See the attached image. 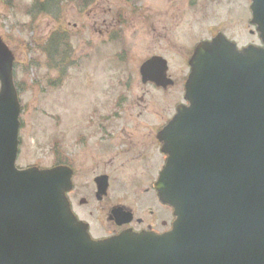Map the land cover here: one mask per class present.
<instances>
[{
	"label": "water",
	"instance_id": "water-1",
	"mask_svg": "<svg viewBox=\"0 0 264 264\" xmlns=\"http://www.w3.org/2000/svg\"><path fill=\"white\" fill-rule=\"evenodd\" d=\"M253 1L264 40V0ZM13 63L0 40V264H264V51L218 39L196 53L191 107L162 134L169 159L157 189L175 230L103 242L67 211L62 170L16 168Z\"/></svg>",
	"mask_w": 264,
	"mask_h": 264
},
{
	"label": "flooded vegetation",
	"instance_id": "flooded-vegetation-1",
	"mask_svg": "<svg viewBox=\"0 0 264 264\" xmlns=\"http://www.w3.org/2000/svg\"><path fill=\"white\" fill-rule=\"evenodd\" d=\"M204 1L210 4L211 9L219 4L217 2L234 3V0ZM238 1L245 12L242 13L245 19L242 30L228 36L230 28L207 26L206 32L202 33L194 25L183 44L172 40L177 14H168L160 2L158 5L161 7L157 9L161 10L159 17L171 16L173 23L164 25L163 20L159 23L156 20L149 34L153 47H148L150 54L142 63L154 58L162 59V65L166 61L163 76L154 75L158 73V69H154L150 77L155 84L143 83L140 94L129 97V100L125 97L127 103L122 118L114 115L116 89H110L109 84H99L93 90L104 98L102 104L96 98L90 100L86 90L78 89V96L85 97V106L77 111L75 118L60 119L59 157L46 168L61 167L71 172L72 189L66 195L70 208L77 219L87 225L95 240L124 232L163 236L173 230L176 222L174 210L162 202L156 190L160 173L167 163L161 135L163 128L177 115L178 108L189 106L185 100V88L193 69L192 58L202 43L213 42L218 37L233 42L239 52L249 47L264 48L258 28L252 23V0H245L247 5L244 0ZM188 5L198 6V2L189 1ZM162 52L176 54V59L184 61L181 66L186 72H183L184 77L173 76L170 61ZM131 92L129 90L126 94ZM109 109L113 112L107 114Z\"/></svg>",
	"mask_w": 264,
	"mask_h": 264
},
{
	"label": "rangeland",
	"instance_id": "rangeland-1",
	"mask_svg": "<svg viewBox=\"0 0 264 264\" xmlns=\"http://www.w3.org/2000/svg\"><path fill=\"white\" fill-rule=\"evenodd\" d=\"M88 1L90 4L85 7L83 0H61V10L57 9L58 12H55L52 18L38 16L33 19L28 14L33 0H0V36L15 57L14 79L22 106V150L17 162L19 168H45L55 162L58 148L52 147L51 144L52 140L59 137V122L54 126L53 120L61 118L65 110L64 103L61 102L62 93L78 94V88L84 89L91 96L90 100L96 98L102 104L104 98L93 90L99 84H109L110 89L113 85L116 89L122 88L123 91H115L116 97L120 92L128 93L132 90L129 94L125 93L127 100L142 92L143 84L135 66L141 64L150 54L148 47H153L150 29L156 24V20L157 23L163 20L164 25H170L173 23L171 16L174 12L177 14L174 22L176 32H172V40L177 44L186 41L185 38L190 35L194 25L199 29L197 31L202 33L206 32L207 26H223L227 30L230 28L231 31L227 34L231 36L242 30L245 20L242 16L245 12L238 0H234L230 5L217 2L219 4H215L212 9L204 0ZM189 1L198 2V6H189ZM160 2H163V9L171 16L159 17L161 10L157 9L161 7L158 5ZM135 3L138 5L135 6ZM244 4L247 5L245 0ZM130 6L132 9H129ZM232 8L234 9L231 10ZM58 15L56 19L54 16ZM229 16L233 23H230ZM59 29H65L70 36L67 55L70 54L80 65L63 89L48 86L50 82L57 80V73L52 72L48 55L42 48L52 34L58 35L56 32ZM240 41L244 42L242 39ZM60 48L65 47L62 45ZM122 51L126 54L123 61L119 59ZM162 54L170 61L175 71L171 70L173 76L184 77L186 72L181 68L184 61L176 59V54ZM83 79H86L84 84ZM57 83L58 81L54 82ZM92 84L95 86H91ZM68 99L67 110H71L75 118L79 111L77 102L74 98ZM156 102L158 103V100ZM78 103L83 105L85 97L82 96ZM116 104L117 101L114 102V112L121 115L122 108H117ZM153 104L160 107V104ZM108 112L107 114H110L113 110L109 109Z\"/></svg>",
	"mask_w": 264,
	"mask_h": 264
},
{
	"label": "trees",
	"instance_id": "trees-1",
	"mask_svg": "<svg viewBox=\"0 0 264 264\" xmlns=\"http://www.w3.org/2000/svg\"><path fill=\"white\" fill-rule=\"evenodd\" d=\"M76 2V0H70ZM84 3V0H83ZM61 10V0H34L33 7L31 11H29L30 15L33 19H37L38 16L45 17H53L55 12ZM56 19L59 17L54 16ZM58 35L54 36L53 34L49 38V40L45 41L42 45L44 48V53H47L49 60L52 62L49 65L52 67V70H56L59 72L70 70L71 68H75L76 63L75 60L72 59V56L67 55L68 47H69V35L64 34L60 30ZM65 48L61 49V46Z\"/></svg>",
	"mask_w": 264,
	"mask_h": 264
}]
</instances>
